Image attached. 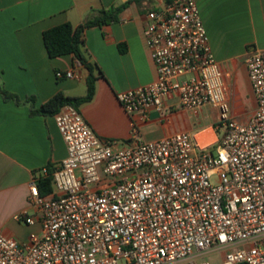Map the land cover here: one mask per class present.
<instances>
[{"label": "built area", "instance_id": "2783aa9c", "mask_svg": "<svg viewBox=\"0 0 264 264\" xmlns=\"http://www.w3.org/2000/svg\"><path fill=\"white\" fill-rule=\"evenodd\" d=\"M146 20L157 79L118 93V102L134 128L170 99L189 113L211 106L218 140L202 146L181 131L105 141L65 105L55 121L67 156L52 174L53 191L42 196L33 181L34 212L16 217L39 231L24 241L0 234V264H212L207 256L217 252L221 264H264V51L246 56L257 108L242 123L231 116L227 73L197 0H169Z\"/></svg>", "mask_w": 264, "mask_h": 264}, {"label": "crops", "instance_id": "0c3cea01", "mask_svg": "<svg viewBox=\"0 0 264 264\" xmlns=\"http://www.w3.org/2000/svg\"><path fill=\"white\" fill-rule=\"evenodd\" d=\"M167 2L0 0V234L19 240L16 225L25 222L16 217L25 211L34 212L30 184L47 176L48 166L54 172L67 156L55 115L38 111L60 92L69 97L87 94L88 69L73 54L49 56L43 34L51 28L65 23L78 27L98 17L102 10L123 7L118 22L84 31L85 53L95 69L96 89L93 100L78 109L101 139L125 144L136 135L152 141L193 131L202 146L218 140L220 134L214 127L218 113L211 106L198 114L189 113L179 107L177 99H170L163 113L153 112L146 120L135 119L134 128V119L117 100L118 93L157 79L144 37L146 14ZM197 3L212 52L227 73L231 116L247 123L257 102L246 56L251 49L264 51V0ZM57 71H72L79 78L58 79ZM3 91L17 99H6ZM32 228L39 231V225Z\"/></svg>", "mask_w": 264, "mask_h": 264}, {"label": "trees", "instance_id": "16d2710c", "mask_svg": "<svg viewBox=\"0 0 264 264\" xmlns=\"http://www.w3.org/2000/svg\"><path fill=\"white\" fill-rule=\"evenodd\" d=\"M169 1V0H168ZM123 7L113 8L110 10H102L99 16L95 19L89 20L84 25L74 27L71 23H65L44 32L43 38L49 56L57 58L64 55L73 54L78 61L84 65L88 71L87 78V94L83 97H69L60 92L56 94L51 100L42 106L38 111L44 115H56L65 105L71 104L77 108L91 102L95 95L96 76L94 74V66L88 61L85 53V39L84 31L91 26H99L118 22L120 20V13ZM6 99H17L13 94L3 91ZM47 176H41L38 180V187L42 196H47L52 193V169L51 166L46 168Z\"/></svg>", "mask_w": 264, "mask_h": 264}, {"label": "rangeland", "instance_id": "374dc122", "mask_svg": "<svg viewBox=\"0 0 264 264\" xmlns=\"http://www.w3.org/2000/svg\"><path fill=\"white\" fill-rule=\"evenodd\" d=\"M35 230L36 228L28 227L25 223L17 224L16 236L19 240L24 241L27 240L29 235ZM221 256V252H217L215 254L208 255L207 258L212 262V264H221Z\"/></svg>", "mask_w": 264, "mask_h": 264}]
</instances>
